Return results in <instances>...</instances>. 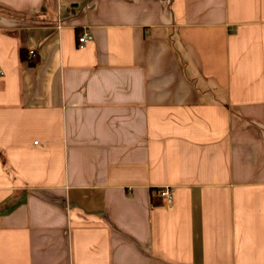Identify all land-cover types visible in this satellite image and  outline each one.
Wrapping results in <instances>:
<instances>
[{"label":"crops","instance_id":"0c3cea01","mask_svg":"<svg viewBox=\"0 0 264 264\" xmlns=\"http://www.w3.org/2000/svg\"><path fill=\"white\" fill-rule=\"evenodd\" d=\"M0 72V264H264V0H0Z\"/></svg>","mask_w":264,"mask_h":264},{"label":"built area","instance_id":"2783aa9c","mask_svg":"<svg viewBox=\"0 0 264 264\" xmlns=\"http://www.w3.org/2000/svg\"><path fill=\"white\" fill-rule=\"evenodd\" d=\"M91 38L92 37L89 33L84 32L83 34L77 37V44L79 45V47H82L84 43L88 40H91ZM157 195L165 199L167 203L172 202V188L169 186L160 187L157 191Z\"/></svg>","mask_w":264,"mask_h":264}]
</instances>
